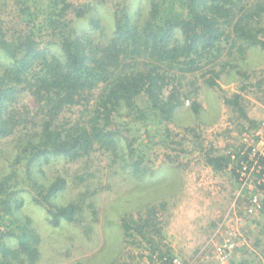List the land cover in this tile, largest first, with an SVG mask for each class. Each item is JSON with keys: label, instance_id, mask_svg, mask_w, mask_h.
Listing matches in <instances>:
<instances>
[{"label": "rangeland", "instance_id": "rangeland-1", "mask_svg": "<svg viewBox=\"0 0 264 264\" xmlns=\"http://www.w3.org/2000/svg\"><path fill=\"white\" fill-rule=\"evenodd\" d=\"M69 1L86 9L83 17L68 15L78 34L89 32L100 42L114 32L116 12L124 9L136 16L142 7L144 20L150 8V0ZM19 13L16 0H0V23L20 29L23 23ZM91 19H98L102 30L94 28ZM254 25L264 28V18ZM225 46L221 53L223 67L218 68L223 69L218 79L223 91L206 85V76L202 74L211 66L209 63L192 73L197 79L200 112H195L192 99H187L169 124L153 116L149 120L154 124L147 129L143 121L120 119V125L128 127V136L136 139L143 135L135 144L138 152L144 154L141 170H135L130 161L126 166L124 159L129 156L124 150L95 149L75 162L42 158V164L32 167L29 179L27 170L14 163L18 151L16 138L41 127L42 111L36 97L28 93L21 94L20 102H3L21 124L15 135L0 137V181L6 175L16 177L8 201L15 205L17 216L27 220L38 234L41 256L35 264H168L174 257L184 264H264V205L243 216L250 196L260 187L255 178L243 185L238 171L243 167V153L239 150L242 132L246 128L253 130L264 121V48L248 46L241 54L234 47L231 53L229 43ZM9 61L0 51V75ZM97 89L87 103L82 101L83 107L63 110L60 122L92 118L93 113L84 112V108L89 106L93 111L101 90ZM237 92L243 95L242 104L254 123L241 118L238 108L225 104L224 97ZM140 103L148 105L145 97ZM15 108H20L18 116ZM126 122L129 124H123ZM167 126L170 133L165 130ZM203 148H211L214 156L224 157V168L216 170L208 165ZM59 175L67 177L68 186L54 197V202L79 203L81 209L76 221H63L56 226L47 208L34 199L39 188L50 185ZM153 205L159 209L156 221L163 227L159 238V248L165 255L162 258L159 250L151 251L150 243L137 231L128 236L123 223V218L131 215L135 220L138 211L144 213ZM240 215L244 217L242 222ZM3 216L0 215V223L6 222ZM2 228L10 231L11 227ZM228 236L235 240L236 250L221 261L215 249ZM4 239L16 242L14 238Z\"/></svg>", "mask_w": 264, "mask_h": 264}, {"label": "trees", "instance_id": "trees-1", "mask_svg": "<svg viewBox=\"0 0 264 264\" xmlns=\"http://www.w3.org/2000/svg\"><path fill=\"white\" fill-rule=\"evenodd\" d=\"M16 4L23 27L0 23V51L10 60L0 75V137L15 135L21 124L3 102H20L25 93L36 97L43 123L34 133L16 138L14 163L27 170L29 179L32 167L42 164V158L75 162L95 149L124 150L129 156L124 159L126 166L130 161L135 170H141L144 154L135 144L143 135L136 139L128 136V127L121 126L120 119L143 121L147 129L154 124L149 120L153 116L169 124L187 99H192L191 107L200 112L197 79L192 73L209 63L202 77L206 76L207 86L223 91L218 82L223 69L218 68L223 67L225 43L231 45V53L233 47L241 54L248 46L264 48V28L254 25L264 18V0H150L144 20L142 7L136 16L124 9L116 12L115 30L104 42L96 41L89 32L78 34L68 15L83 17L86 9L69 0H16ZM91 23L102 30L98 19H91ZM97 88L101 90L93 111L89 106L84 108V112L93 113L92 118L60 122L63 110L83 107L82 101L87 103ZM144 97L147 106L140 103ZM242 97L237 92L225 96L224 102L238 108L241 118L254 123ZM15 111L18 116L20 108ZM165 130L171 132L169 126ZM203 150L208 165L216 170L224 168V157L214 156L211 148ZM15 179V175H6L0 181V212L6 220L0 223V264H35L41 256L38 234L27 220L17 216L15 205L8 201ZM67 186V177L59 175L50 185L39 188V197L34 199L47 208L56 226L76 221L81 209L79 203L54 202ZM158 212L153 205L144 213L138 211L135 220L131 215L123 218V223L128 236L137 231L150 243L151 251L159 250L162 258L165 255L159 248V238L163 227L156 221ZM2 226L11 227L10 231Z\"/></svg>", "mask_w": 264, "mask_h": 264}, {"label": "built area", "instance_id": "built-area-1", "mask_svg": "<svg viewBox=\"0 0 264 264\" xmlns=\"http://www.w3.org/2000/svg\"><path fill=\"white\" fill-rule=\"evenodd\" d=\"M242 145L240 154H242L241 165L238 168L240 173L241 183L247 185L249 180L255 178L260 189L250 196L247 206H245V215H250L258 208L264 205V121L255 127L253 130L249 128L242 132ZM236 157L235 155H233ZM239 166V167H240ZM242 172V174H241ZM240 215L239 221H244V217ZM232 232V231H230ZM236 242L232 237L228 236L216 246V253L221 258V261H226L231 254L236 250ZM168 264H184L179 257H174Z\"/></svg>", "mask_w": 264, "mask_h": 264}]
</instances>
